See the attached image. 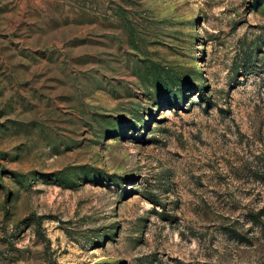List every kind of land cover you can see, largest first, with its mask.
<instances>
[{
	"label": "rangeland",
	"instance_id": "374dc122",
	"mask_svg": "<svg viewBox=\"0 0 264 264\" xmlns=\"http://www.w3.org/2000/svg\"><path fill=\"white\" fill-rule=\"evenodd\" d=\"M0 264H264V0H0Z\"/></svg>",
	"mask_w": 264,
	"mask_h": 264
},
{
	"label": "trees",
	"instance_id": "16d2710c",
	"mask_svg": "<svg viewBox=\"0 0 264 264\" xmlns=\"http://www.w3.org/2000/svg\"><path fill=\"white\" fill-rule=\"evenodd\" d=\"M149 200H151V202L153 203V204H158L159 202L154 198V197H149ZM235 237H240L239 235H238V233H236V231H235Z\"/></svg>",
	"mask_w": 264,
	"mask_h": 264
}]
</instances>
